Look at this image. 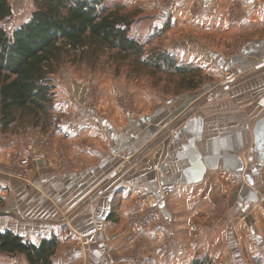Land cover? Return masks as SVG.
I'll return each mask as SVG.
<instances>
[{
    "label": "crops",
    "instance_id": "crops-1",
    "mask_svg": "<svg viewBox=\"0 0 264 264\" xmlns=\"http://www.w3.org/2000/svg\"><path fill=\"white\" fill-rule=\"evenodd\" d=\"M27 1L9 0L8 19L26 12ZM162 17L175 28L169 53L213 84L170 98L103 80L100 124L88 112L90 88L61 84L57 123L43 133L57 135L55 172H32L25 182L0 176V232L33 245L56 237L52 264L264 260V0H171ZM190 34L197 40H185ZM232 41L245 43L226 55ZM116 92L133 94L137 117L125 113ZM19 142L0 141V161L27 155ZM142 197L164 221L132 233ZM10 256L6 264H27Z\"/></svg>",
    "mask_w": 264,
    "mask_h": 264
},
{
    "label": "trees",
    "instance_id": "trees-1",
    "mask_svg": "<svg viewBox=\"0 0 264 264\" xmlns=\"http://www.w3.org/2000/svg\"><path fill=\"white\" fill-rule=\"evenodd\" d=\"M104 1L35 0L36 10L27 24L12 35L0 28V125L4 133L30 127L46 133L56 125L52 76L65 64L97 66L105 61L115 67L116 76L127 68L136 79L176 77L178 88L184 90L181 94L201 88L206 77L200 67L181 64L171 53L131 37L135 13L105 7ZM11 15L9 0H0V22ZM4 205L0 196V209ZM58 245L56 237L33 245L12 232H0V251L23 255L28 264H52ZM255 263L264 264V260ZM192 264L213 262L205 257Z\"/></svg>",
    "mask_w": 264,
    "mask_h": 264
},
{
    "label": "rangeland",
    "instance_id": "rangeland-1",
    "mask_svg": "<svg viewBox=\"0 0 264 264\" xmlns=\"http://www.w3.org/2000/svg\"><path fill=\"white\" fill-rule=\"evenodd\" d=\"M130 1L131 2H125V0H105L103 2V6L108 8H122L123 12L135 13V24L131 29L130 36L140 40L143 43H150L152 47L158 46V48H161V50L169 52L170 47H173L174 45V36L172 37L169 34H173V30L175 28H172V26L169 25V21L166 22L164 17H162V12L167 11V8L171 4V0ZM34 2L35 0H28L25 3L26 12H15L11 19H7L6 21L1 22L0 27L4 28L8 34L12 35V32L15 31L16 28L23 24L28 19V17H30V15L34 13V11L36 10ZM196 11H199L198 7ZM231 15L233 18L239 15V13L232 12ZM260 35L261 34L258 33L255 36ZM189 39L197 40V35L190 34V36H188L185 40ZM244 43L245 42L236 43L235 41H232L223 49V52L226 55H232V51L234 49H240V46L244 45ZM114 72L115 67L107 64L105 61H101V63L97 66H88L85 64L72 66L70 64H65L60 68L58 72H56V74L52 76V79L56 86V90L57 86L59 87V85L67 82L70 83V81L71 83L69 84V87L71 86V88L69 89V91H73L74 89H76V86H86L90 88L89 108L92 110V112H88L91 113L93 120H96L99 124L103 121L104 118L102 103L104 102L103 96L105 94H103L101 91L103 80L104 82H107V84L109 81H115L126 82L137 87H147L153 90H157L162 95L170 98L181 95V93L184 92V90L182 91L180 88H178V78L176 77L160 75L156 77V79L145 76L136 79V77H133V75L129 73L127 68L122 71L121 76H116ZM202 72L204 74V77H206V80H204L201 87H203L206 82H210L209 84H213L215 82V80H210L211 78L206 74L204 70H202ZM213 90L214 87H211L210 91ZM212 93L214 94V92ZM115 100L119 103L120 106L124 108L125 113L130 118L133 119L137 117L138 109L132 93L116 92ZM43 133L44 132L41 129L38 128L37 130L31 127L22 130L20 129V131L17 132L4 133L0 125V141L2 142V140L14 138L18 142L20 141V145H23V148H25L27 152V155L24 156L22 154L20 155L19 153H16L13 154V156H11L9 159L8 157L1 158V177H8L19 180L21 182H25L28 180V175L32 174V172L39 173L44 171L51 174L55 172V165L57 166L60 158L59 157L58 160L55 161L54 155L56 153L58 154L59 150V146L57 145L58 143L55 141L57 135H55L53 131H50L48 134ZM33 154L39 155L38 160H29L28 165H23V160L31 159ZM49 157H52V159L49 160ZM25 166H28L27 175L25 177H21L19 176V173L23 171V168H25ZM153 206L158 215L156 219L157 222L152 227L146 228L144 230L154 228L158 224L162 225L164 221L163 214L160 208L156 207L155 205ZM227 210V208H222L221 211H216L215 218H220V215L224 214ZM132 229L133 227L131 226L130 231L132 233H135ZM10 258V254L0 252V264H6V262H9L8 259ZM196 258L198 257H195L194 259ZM19 264L21 263L19 262ZM254 264L256 263L254 262Z\"/></svg>",
    "mask_w": 264,
    "mask_h": 264
},
{
    "label": "built area",
    "instance_id": "built-area-1",
    "mask_svg": "<svg viewBox=\"0 0 264 264\" xmlns=\"http://www.w3.org/2000/svg\"><path fill=\"white\" fill-rule=\"evenodd\" d=\"M38 158L39 155L33 154L31 159L23 160V165H28L29 160H38ZM27 171L28 166H25V168H23V171L19 173V176L25 177L27 175ZM141 201L145 204V208L141 213H136L134 215V219H132V230L135 233L143 231L146 228L152 227L157 222L156 219L158 217L156 210H154V206L148 201L146 197H142Z\"/></svg>",
    "mask_w": 264,
    "mask_h": 264
}]
</instances>
